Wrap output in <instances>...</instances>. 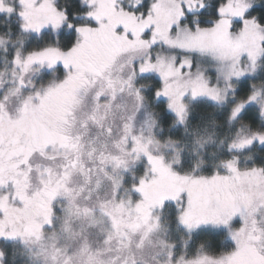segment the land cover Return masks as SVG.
Returning <instances> with one entry per match:
<instances>
[{"label":"clouds","instance_id":"9594fccd","mask_svg":"<svg viewBox=\"0 0 264 264\" xmlns=\"http://www.w3.org/2000/svg\"><path fill=\"white\" fill-rule=\"evenodd\" d=\"M257 5H264V0H258ZM9 44L14 55L11 60L4 55L6 62L0 67V156L7 159L11 155L12 164L22 165L13 174L25 190L54 191L55 195L51 200V223L43 226L41 239L32 238L26 243L19 238H0V264H177L182 258L187 261L179 254V240L161 236L164 225L157 209L152 211L148 224L136 210L139 197L133 187L141 176L137 177L132 169L144 158L133 152L136 139L141 145L151 140L148 151L163 155L166 163L177 168L183 156L189 154L192 171L184 174H196L204 168H210L212 174L221 170L222 160H240L251 153L256 156L249 167L264 166V144L254 141L240 151L228 148L241 126H246L245 133H264L259 102L247 103L237 120L229 121L234 104L246 100L253 91H260L264 100V65L258 64L252 71L245 60L241 62L245 74L226 83L224 76L229 64L221 72L212 58L214 64L210 66L197 62L191 69L193 77L202 75L210 86L222 92L231 84L236 93L227 90L224 102L213 103L207 111L197 110L195 99H190L193 103L186 105L185 122L177 123L174 115L165 127L154 106L155 95L153 99L147 96L152 88L150 79L138 70L144 58L154 55L153 51L121 55L88 72L57 106L49 109L42 121L49 140L41 148L36 146L31 132L36 106L26 102L29 97L34 99L36 93L61 83L64 76L60 78L55 68H48L50 76L44 79L41 67L35 64L22 73L14 60L20 53L23 62L30 51L23 52L22 44L17 46L15 41L0 37V53L8 54ZM245 79L246 91L240 92ZM249 110L251 114L245 118ZM245 191L241 212L248 221L247 227L251 228L255 219L264 228V211L259 213V220L258 214L250 215L264 203L258 195L264 186L257 188L250 181L245 184ZM174 221L183 227L176 217ZM224 233L220 238L222 250L231 241L227 230Z\"/></svg>","mask_w":264,"mask_h":264},{"label":"snow or ice","instance_id":"6c2138e0","mask_svg":"<svg viewBox=\"0 0 264 264\" xmlns=\"http://www.w3.org/2000/svg\"><path fill=\"white\" fill-rule=\"evenodd\" d=\"M17 3L19 11L16 14L23 21L24 31L40 34L42 29L50 27L53 32L66 28L69 33L56 44L30 51L23 62L20 53L14 60L22 73L34 64L50 69L60 64L64 69L61 83L36 93L34 99L29 97L26 102L36 106V122L31 132L36 146L41 148L49 140L42 127L49 109L57 106L88 72L96 71L121 55L144 50L151 53L158 44L181 53L207 55L217 62L218 71L223 72L226 63L230 65L224 76L226 83L245 74L241 57H246L248 66L255 71L259 58L264 56V15L251 14L258 0H219L215 6L207 4L206 0H151L148 4L146 0H132L127 8L119 7L117 0H83L84 23L77 22L68 10L59 9L56 0H17ZM209 8L214 18L210 26H203L201 17L209 14ZM14 11L0 0V13ZM186 13L191 14V26L183 21ZM62 40L66 41L64 46ZM192 67L189 55L178 59L176 55L165 58L149 54L138 65L140 73L155 72L159 76L161 86L154 95L167 99V109L175 114L180 124L185 122L187 115L182 102L186 95L192 99L207 97L219 104L224 102L227 90L236 93L231 84L222 92L210 86L202 75L193 77ZM244 91L246 89L240 92ZM253 102H259L260 115L264 116V100L256 90L246 100L234 104L229 121L237 120L246 104ZM245 127L238 128L235 139L228 145L229 150H244L254 141L264 144V133H245ZM151 143L149 140L141 145L136 139L133 148V152L138 157L142 154L147 162L143 175L133 187L139 197L136 210L142 214L144 223H149L154 209L164 208L169 201L176 206V221L188 233L201 226L222 228L227 230L234 245L230 251L217 255L205 253L201 245L194 258L187 261L182 258L177 264H264V228L259 227L255 219L253 226L248 228V221L241 212L245 184L254 181L257 188L264 186V166L241 168L239 159L231 157L220 162L222 171L211 175L181 174L171 163L165 162L163 155L148 151ZM12 159L11 155L7 159L0 156V238H19L26 243L32 238L38 241L43 226L51 223V200L55 192L25 190L13 174L22 165L12 164ZM258 195L264 198V191ZM261 210H264V203L254 208L250 215L255 217ZM237 216L239 226L233 227V218ZM187 243L185 241L186 246ZM212 246H216L214 242Z\"/></svg>","mask_w":264,"mask_h":264},{"label":"trees","instance_id":"16d2710c","mask_svg":"<svg viewBox=\"0 0 264 264\" xmlns=\"http://www.w3.org/2000/svg\"><path fill=\"white\" fill-rule=\"evenodd\" d=\"M6 1L16 11H14L12 14L0 13V37H5L6 39L15 41L17 43V46L22 44L23 52L39 50L44 46L56 44L58 39H60L63 36L66 37L69 34L66 28H63L57 32H53L49 27L47 29H42L39 35L32 31H24L21 27L23 21L16 14V12L19 11V4L17 3V0H6ZM131 3L132 0H117L118 6L123 8H127ZM148 3H151V0H146V4ZM206 3L211 6H215L219 3V0H206ZM56 4L59 9L68 10L74 16L77 22H81V23L86 22L84 18V11L86 9L83 0H56ZM208 12L209 14L205 15L204 17H201V20L203 21V26H210L211 20L214 18V13L211 12V8H209ZM251 14L256 15L257 17L264 15V5L254 6V9L252 10ZM183 21L184 23H188L191 26V14L186 13V16L183 18ZM236 25L239 26V21H236ZM73 38H74V34H73ZM65 43L66 41L64 40L61 41L62 46H64ZM8 49H9L8 54L0 53V67L3 66V64L6 62V59L11 60L12 56L14 55V49L12 48L11 44L8 45ZM4 55H7L6 59ZM204 62L205 63H203L202 65L207 66L208 65L207 59ZM257 63L264 65V56H261ZM194 66H196V64ZM54 68L58 72L59 77L63 78L65 74L63 66L57 64ZM41 72L44 74L43 76L44 79L49 78L50 70L46 66L41 68ZM146 77L150 79V82L152 84V88L147 92V96L149 99H153L154 91L161 86V81L159 80L158 75H146ZM145 82L148 83L149 81L146 80ZM247 83L248 81L245 79L238 90L242 91L246 89ZM190 99H192L190 95H186L183 98V103L185 105L193 103V101H191ZM194 103L197 110L207 111L210 110V106L215 102L209 100L207 97H198L195 98ZM166 105H167V101L164 97L155 98L154 106L161 113L162 123L165 127H167L171 123V120L175 118L174 117L175 114L171 113L170 110L167 109ZM217 110L219 111V109ZM250 114H251V110L245 113V118H247ZM173 135L179 136V133H174ZM255 156H256L255 153H251L247 156H242L239 160L241 168L249 167L251 160ZM257 162L259 163L258 157H257ZM180 164L181 166L179 168H177L175 165H173V167L181 174L192 171V158L190 157L189 154H185L183 156V159L180 161ZM146 166H147V162L145 158H142L141 161H138L136 163L135 168L132 169V171L136 174L137 177L142 176ZM211 172L212 170L210 168H204L203 171H197L196 175L208 176L211 175ZM165 204L166 206L164 208H157V211L159 212L161 217V223L164 225L161 235L171 240H179L181 244V247H179V249L181 250L182 255H184L186 259L194 258L196 256L195 253H198V251H200L201 245H203V251L209 255H217V254L225 253L227 252L228 248L232 249L231 246L233 244L232 241H230L229 245L222 250V246L220 244V238L225 234L224 229L214 226H201L200 229H197L190 234L186 232L183 227L175 225L174 218L176 216V210H175L176 206L169 201H166ZM237 217L233 218V222H232L233 227L239 226L240 220L239 217L238 218ZM185 241L188 242L187 246L185 245ZM213 242L216 245L215 247L212 246Z\"/></svg>","mask_w":264,"mask_h":264},{"label":"rangeland","instance_id":"374dc122","mask_svg":"<svg viewBox=\"0 0 264 264\" xmlns=\"http://www.w3.org/2000/svg\"><path fill=\"white\" fill-rule=\"evenodd\" d=\"M4 3H5V5L6 6H9V7H11L10 6V4L6 1V0H4ZM173 30H175V29H173ZM153 53H154V55H153V57H155L156 55V53H162L163 54V56L162 57H165V58H170L172 55H176V56H178V57H181V56H183V55H189L190 56V59L192 60V63H193V67H195L194 65L195 64H197V62H199V61H201V60H204V61H206V59H207V61H208V65L207 66H210V65H212V64H214V62L213 61H211L210 60V57L209 56H207V55H205V56H203V58H201V56L200 55H198V54H196V53H192V54H186V53H181L179 50H171V49H168V48H166L163 44H158V45H156V46H154V48H153ZM194 59H196V60H194ZM247 58L246 57H241V62L243 63V61H245ZM204 61H201V62H199V63H201V64H203V63H205ZM212 76H213V78H214V76H215V73L214 72H212V73H210ZM142 76H146V75H157L155 72H152V73H144V74H141ZM159 80H160V78H159ZM166 99V98H165ZM166 101H167V99H166ZM183 102V101H182ZM262 211H264V210H261V212ZM239 217V216H238ZM237 217V218H238ZM257 219L259 220L260 219V215L258 214L257 215ZM239 220H240V218H239ZM238 227V226H237ZM161 236H163V235H161ZM165 237V236H164ZM196 246V245H195ZM232 248L234 247V245H232L231 246ZM231 250V248H228V250L227 251H230ZM199 252V251H198ZM179 254H181L182 255V253H181V250L179 249ZM192 254V253H191ZM196 255H197V253H195Z\"/></svg>","mask_w":264,"mask_h":264}]
</instances>
